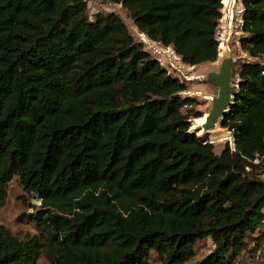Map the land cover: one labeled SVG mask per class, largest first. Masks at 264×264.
Listing matches in <instances>:
<instances>
[{"label":"trees","instance_id":"16d2710c","mask_svg":"<svg viewBox=\"0 0 264 264\" xmlns=\"http://www.w3.org/2000/svg\"><path fill=\"white\" fill-rule=\"evenodd\" d=\"M184 63L218 59L222 0H112ZM236 97L220 153L197 135L184 81L115 12L86 0H0V212L18 176L42 238L0 226V264H234L264 216V0H242ZM232 136V134H231ZM233 139V136H232ZM258 159L256 162L255 160ZM264 233L255 236L261 240Z\"/></svg>","mask_w":264,"mask_h":264},{"label":"rangeland","instance_id":"374dc122","mask_svg":"<svg viewBox=\"0 0 264 264\" xmlns=\"http://www.w3.org/2000/svg\"><path fill=\"white\" fill-rule=\"evenodd\" d=\"M88 4V18L93 19L95 13H109L115 12L120 15V17L127 24L131 34L134 36L137 42H140L143 45V48L148 51L152 57L161 58L162 65L164 68L170 67L168 62V57L172 56L173 61L176 62L178 67L181 68L182 72L171 69L168 71L169 74L177 77L180 76V80L184 81L186 85V90L181 92L183 97H191L195 99L196 103L189 106L186 105V108L199 111L204 114L208 113V109L211 107V97L218 93V87L208 83L204 77L210 71H219L221 62L223 60L222 55L220 54L218 59L214 62H204L198 65H190L183 63L179 60V56L173 57V50L168 48L166 52L169 55L164 56L162 54H156L153 48L149 45L151 43L147 37H144L142 32L136 26L132 13L129 11L123 3H117L112 0H86ZM222 18L219 21V26L217 28L216 37L219 41L220 53L222 52L221 46L231 50L232 55L235 59L234 75L232 80V85L234 88H237V83L239 80L238 71L241 68V65L249 61H258L259 58H254L249 55L248 52L244 51L241 47V38L245 35L242 30V14H243V3L242 0H229L225 3V0H222ZM145 41L143 42V40ZM149 41V42H148ZM165 59V60H164ZM161 64V62H160ZM167 69V68H166ZM185 75L188 77L186 78ZM204 114L202 117H205ZM198 118H192L190 129L199 135L198 127L194 128L195 120ZM219 124V123H218ZM196 125V124H195ZM221 130L225 131L218 138H213L210 134L207 141L215 145V151L220 153L221 150L225 147L226 143H231L232 140V131L227 127H222L219 124L218 126ZM203 135V133H202ZM40 198L37 196L28 193L23 185L21 184L19 177L15 176L7 186V198L5 204L1 208L0 212V226H3L6 231L11 235L18 238L19 240H27L34 236H39L42 238V226L35 219L33 215L36 214L41 202ZM260 240L255 239L252 235H249L247 238V244L241 254L237 257L236 264H264V256L261 258L255 257V252L260 244ZM195 254L190 259L187 264L196 263L214 249V244L211 238L199 239L195 244ZM234 263V264H235ZM37 264H52L49 259L46 257L45 250H43L38 258ZM149 264H162V260L155 251H152Z\"/></svg>","mask_w":264,"mask_h":264},{"label":"water","instance_id":"95a60500","mask_svg":"<svg viewBox=\"0 0 264 264\" xmlns=\"http://www.w3.org/2000/svg\"><path fill=\"white\" fill-rule=\"evenodd\" d=\"M221 53L223 60L219 71H210L204 77L208 83L218 87V93L211 97L212 107L205 116V122L202 123V125H198V131H210V129L214 128L216 124L219 123L221 125L223 118L230 111L235 102L236 91L232 85L235 59L231 50L228 48L222 49ZM238 86L239 85H237V87ZM232 136L234 141L235 136L233 132ZM205 137H208V132H206Z\"/></svg>","mask_w":264,"mask_h":264},{"label":"built area","instance_id":"2783aa9c","mask_svg":"<svg viewBox=\"0 0 264 264\" xmlns=\"http://www.w3.org/2000/svg\"><path fill=\"white\" fill-rule=\"evenodd\" d=\"M142 34L144 35V37H147L148 40L151 42V43H149V45L153 48V50H154V52H155L156 54H162V55H164V56H167V55H169V54H168V52H166V50H167L168 48H170V49L172 48L171 50H173L174 53H175V54L172 53L173 57H177V56H179V57H180L179 60H180L181 62L184 63V61L182 60L181 56L177 54V52H176V50H175V48H174L173 45H165V44H163V43L160 42V41H156V40L150 39V38H149L146 34H144V33H142ZM142 40H143V39H142ZM144 41H145V39L143 40V42H144ZM156 59H157L159 62H161V65H162L163 62H162L161 58L157 57ZM168 62H169V64H170V67H166L168 71H170L171 69H173V70H177V71H179V72H182L181 68L178 67V65L176 64L175 61H173L172 56H171V57H170V56L168 57ZM182 73H183V72H182ZM177 77L180 78L179 75H177ZM185 77L188 78L186 75H185ZM181 80H182V79H181ZM211 142H212V141H211ZM229 144H230V148H231L232 150H234V149H235V144H234L233 139L231 140V143H229ZM255 161L257 162L258 159H256ZM262 233H264V216H263V218H262V222H261V226H260V228L258 229V231H257L254 235L257 236V235L262 234ZM260 241H261V242H260V244H259V246H258V248H257V250H256V252H255V257H256L257 259H258V258H261L262 256H264V237H263ZM235 264H236V263H235Z\"/></svg>","mask_w":264,"mask_h":264},{"label":"bare ground","instance_id":"6f19581e","mask_svg":"<svg viewBox=\"0 0 264 264\" xmlns=\"http://www.w3.org/2000/svg\"><path fill=\"white\" fill-rule=\"evenodd\" d=\"M229 0H225V3H227ZM149 42V41H148ZM221 49H227V47L225 48L223 45L221 46ZM169 54V53H168ZM222 54V53H220ZM165 60V59H164ZM206 120L205 117H202V118H199L197 120H195V123H194V128L195 127H198V125H202V123H204ZM196 124V125H195ZM219 124H216V126L212 129H210V131H203V132H199L198 134L199 135H202L203 133V136H205L206 132H208V136H210V134H212L211 136H213V138H218L220 137V135L222 133H224L225 131L221 130L219 127ZM202 131V130H201Z\"/></svg>","mask_w":264,"mask_h":264},{"label":"flooded vegetation","instance_id":"af4514ba","mask_svg":"<svg viewBox=\"0 0 264 264\" xmlns=\"http://www.w3.org/2000/svg\"><path fill=\"white\" fill-rule=\"evenodd\" d=\"M216 95V94H215ZM211 107H212V101H211ZM211 107L208 109V112L210 111ZM207 112H205L204 114H206ZM203 114V115H204Z\"/></svg>","mask_w":264,"mask_h":264},{"label":"crops","instance_id":"0c3cea01","mask_svg":"<svg viewBox=\"0 0 264 264\" xmlns=\"http://www.w3.org/2000/svg\"><path fill=\"white\" fill-rule=\"evenodd\" d=\"M264 177V176H263ZM252 237H255V235H252Z\"/></svg>","mask_w":264,"mask_h":264}]
</instances>
